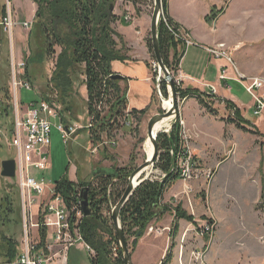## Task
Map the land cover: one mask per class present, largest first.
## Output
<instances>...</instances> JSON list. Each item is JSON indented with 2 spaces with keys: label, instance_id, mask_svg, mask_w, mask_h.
Returning <instances> with one entry per match:
<instances>
[{
  "label": "rangeland",
  "instance_id": "obj_1",
  "mask_svg": "<svg viewBox=\"0 0 264 264\" xmlns=\"http://www.w3.org/2000/svg\"><path fill=\"white\" fill-rule=\"evenodd\" d=\"M106 1H104V4H106L105 11H107V17L111 21L112 29L115 31L113 39L117 43V48L125 47L121 54L127 56L129 51V48L126 47L125 39L118 28V21L122 14V25L133 33L134 37H137V30H140V27H144L142 25L143 22L149 21V23H145V40L147 44V40L151 39L154 0L152 2L151 0H144L138 4L126 0ZM188 1V19L192 22L195 20L199 24V22L204 20L205 14H207L209 26L207 28L216 29L217 37L220 38V41L213 45H200L192 40L187 31L182 29L174 20L171 19L169 21L164 16V6L161 0V16L159 20L163 19L164 24L174 33L175 38L178 40V57L181 56L178 69H180L181 59L185 55L186 50L189 52L191 48H196L199 45L209 55L208 48L228 53L235 66L227 58H219L225 62L224 69L229 77L227 79H221L220 77L219 79L228 81L230 86L226 85L225 87L230 88V101L236 107L240 106L238 108L242 116L250 121V123L246 124L247 128L259 130V132L255 133L254 130L251 132L244 131L239 129L236 123L231 122L230 119L233 118L234 111L220 100L221 97L218 94L223 91L220 89V92H218L213 86L215 88L213 93L216 95L209 98L205 96L211 110L204 107V112L206 117H209V120L212 121L211 129L214 134H218V138L213 140L206 139L204 145L207 146V149L198 154L191 151L199 161L200 170L203 171H199L200 176L194 180L182 181L178 179L180 180L178 183L177 180L172 184L173 186L171 185L170 190L172 189V191L168 192L170 194L169 199L164 202L163 197L160 202V208L166 207L163 209L164 212L161 211L158 217L152 219L143 232L139 231L140 233L138 232L134 237L129 235L127 239L128 247L131 253L133 240L147 233L150 237H146L138 244L139 264H264V118L262 119L264 112L259 116L253 114V96L247 92L245 85L242 83L249 82V78L260 77L264 79V0ZM12 3L16 21L17 17L21 18L23 16L22 18L26 19L24 21L31 22V26L27 30L18 24L10 37L0 24V113L2 114L5 111H9L11 107L8 103L12 98L9 90L10 86H8L10 81V74L8 73L10 71L9 55L12 41L15 43L19 61H27L29 63V78L32 80L33 87L30 90L23 88L19 92L20 99L25 105L38 98L58 100V94L54 90H50L48 86L51 84L49 79L55 70L57 57L63 51L61 46L56 45V53L53 57H48L43 33L44 10L38 5V1L12 0ZM109 3H112L111 8L108 7ZM4 5L5 0H0V23L5 14ZM42 6L45 7V4ZM128 14L131 15L130 21L125 18ZM40 16L42 18L38 19ZM132 21H136L135 24L138 27H134L135 24ZM171 22L178 26V29H175L170 24ZM53 29L55 33L64 36V38L70 37L73 39V28L62 18L54 20ZM196 29L199 30V28ZM187 40L192 42V44L188 46ZM141 44H144V38ZM139 49L141 48L139 47ZM68 52H71V50H68ZM211 57L215 58L214 56ZM154 61L156 60L153 59L151 63L155 91L153 104L148 112L140 117L139 122L138 119L133 118V123L130 125L123 124L116 132L112 130V134L109 129L112 128L114 123L111 122L107 123L106 121L107 125L104 128L99 126L86 127L90 121L88 92L84 82V72H81L82 69L80 67L76 68L81 73H74L72 76L74 85L72 87L71 102H69L71 110L69 113H65L64 116L68 122L77 123L83 128L79 129L67 144H64L61 133L56 127H52L50 144L51 168L44 173L50 186L63 177L69 178L73 182H87L92 176H96L95 170L103 169V166L110 167L105 169L106 171L112 170L111 167L128 168L133 171L145 162L147 159V148L145 146L147 145L146 140H148L146 139L148 121L155 113H162L165 108L163 100L171 98L168 86V96H165L161 90L158 77L164 79V74L158 64L156 65L157 70L153 69ZM220 72L222 74L223 70L221 69ZM215 75L216 72L213 68L207 81L215 84L217 82ZM159 87L161 93H159ZM259 92L264 94V87ZM183 99L178 96L176 113L178 115L174 114L169 126L160 132L169 131L177 119L182 120V125L184 126L182 137L184 138L185 133L187 136L190 135L191 139L187 137L190 148L193 143H203L204 137L200 132L201 124L208 128L211 125L207 124L209 122L207 121L206 123L205 117L202 116L201 122H199L200 125L195 122L192 126V123L190 124L181 115L180 107ZM195 102L190 100L184 107V114L187 117L190 115L189 118L192 117L191 113L196 111L192 112ZM59 103L56 102L57 106L62 108L63 106ZM108 110L107 107L103 111V115ZM159 110L161 112H158ZM192 115L199 118L198 114L196 116L195 114ZM0 119L4 128L3 134L5 135L0 140L1 264V262H6L5 259L8 257V247L3 238H10L16 243L17 252L12 260L14 262L20 250V243L24 239V229L23 201L17 186V180L1 175L2 161L8 158H16L17 155L16 148L11 145L12 135L9 131L10 123L13 119L11 109L7 117L3 115ZM7 137L10 138L9 143L7 142ZM111 140H116L118 145L102 144L104 141ZM97 145H100V147L96 152H93L92 149ZM155 165L154 163L153 167L150 166L151 169L147 170L141 177L148 174L150 179L159 180L162 172ZM206 172H210L211 175L207 177L205 175ZM6 197L11 204L4 200ZM118 201L117 199H112L109 206L105 209V214L112 215ZM39 203L40 199L34 202V204ZM177 207L191 214L194 219L198 220V223L195 220L190 222L184 218H177ZM32 210L35 212L36 206L33 205ZM181 220L195 224L193 235H186L188 230L183 228L185 222L183 223ZM198 228L209 230L200 236L201 242L196 239ZM182 233L184 237L186 235L185 245L183 243L184 238L181 242L178 240L179 235H182ZM168 237L170 249L162 260H159L165 247L164 240L167 241L166 238ZM135 242L137 243V240L134 241V244ZM80 245L78 244L79 250L71 253L69 264H92L91 255ZM119 247L121 248L120 243ZM55 248L56 250L61 249L59 247ZM63 253L64 250H61L58 251L60 256L56 255L60 261H62Z\"/></svg>",
  "mask_w": 264,
  "mask_h": 264
},
{
  "label": "trees",
  "instance_id": "obj_2",
  "mask_svg": "<svg viewBox=\"0 0 264 264\" xmlns=\"http://www.w3.org/2000/svg\"><path fill=\"white\" fill-rule=\"evenodd\" d=\"M34 1H38V5L44 10L43 33L48 57H53L56 53V45L63 48L55 62V70L49 79L51 84L48 86L50 90H54L59 95L56 94L58 100L46 99L57 103L60 102L59 104L63 106L62 114L69 113L71 110L69 102H71L72 87L74 85L72 76L74 73L84 72V82L88 92L89 117L93 125L104 128L108 122H111L114 125L112 124L113 126L109 129V132L111 134L112 130L116 132L128 119L126 112L127 100L126 89L121 87L120 80L112 78L115 73L112 71L111 63L114 60H126L128 57L121 54L125 47L117 48V43L113 39L115 31L112 29L111 21L107 17V11H105L106 4H104V1L106 0ZM126 1L138 4L144 0ZM162 3L164 6L163 14L171 21L167 12L168 0H162ZM43 4H45V7L42 6ZM111 4L109 3L108 7L111 8ZM40 18L42 17H38V19ZM57 18H62L73 28V39L70 37L64 38V36L55 33L53 24ZM170 24L175 29H178V26H175L172 22ZM158 42L165 66L175 74L181 57H178V40L175 38L174 33L164 24L163 19L159 20ZM147 45L155 60L152 39L147 40ZM68 50H71V52H68ZM78 67L82 69L81 72L76 70ZM27 75L28 77L30 76L28 70ZM160 84L162 92L165 96H168L167 82L164 79H160ZM176 90L177 96L182 99L187 96H197L200 104L211 110L204 96L214 97V94L202 93L197 89H181L178 86H176ZM220 100L233 109L234 116L230 121L236 123L239 129L248 132L252 130L255 133L259 132V130L247 128L246 124L250 123V121L242 116L241 111L234 103L227 99L220 98ZM107 107L109 110L103 115V111ZM145 112L146 110L133 109L129 114L133 118L138 119L139 122L140 117ZM106 121L107 123H105ZM182 141V126L179 119L172 124L169 132H159L157 142L160 154H158L155 167H158L166 175L163 178H159V180L148 178L143 181L135 188L121 209L120 221L126 240L129 235L134 237L139 231L143 232L147 224L158 217L159 213L166 208H160V202L165 191L175 181L180 179L177 174L171 172V168L176 161L177 154L181 153ZM171 149L175 151L174 156L170 155ZM131 171L128 168L116 167L108 171L98 169L95 170L96 176H94V180H96L94 182H73L66 177L55 182L56 192L64 198L68 207L74 210H83L79 200H81L84 190L87 188L89 190L90 214L85 215L83 213L84 216L80 220L79 228L85 242L91 245L96 252L95 256H91L92 264H124L122 249L119 247L117 252L114 253V245L119 246V240L112 223V215L105 214V209L109 206L112 199L120 200L127 187L126 184H128ZM4 200L11 204L7 197ZM176 212L177 218H184L194 222V217L182 208L177 207ZM39 234L41 245H44L47 236L46 229L40 228ZM3 239H5L8 247L6 262H12L17 252L16 243L5 237ZM134 241L133 246L135 245Z\"/></svg>",
  "mask_w": 264,
  "mask_h": 264
},
{
  "label": "built area",
  "instance_id": "obj_3",
  "mask_svg": "<svg viewBox=\"0 0 264 264\" xmlns=\"http://www.w3.org/2000/svg\"><path fill=\"white\" fill-rule=\"evenodd\" d=\"M4 6L5 14L0 24L4 28L3 30L11 37L18 22L15 18L12 0H5ZM19 24L27 30L31 26L29 21H23ZM191 44L192 42L187 40V45ZM208 51L215 58H227L235 66L228 53L212 48H208ZM10 55V82L8 86H10L9 90L12 98L8 103L13 112V119L10 123L9 131L12 135L11 145L17 150L16 158H14L16 162L14 178L17 180V186L23 201L24 229V239L20 250L14 262L12 261L10 264H50L57 257L58 251L64 250V252H67L78 244H81L93 257L96 252L91 245L85 242L79 228L80 220L84 216L83 210L69 208L64 198L56 192L55 184L50 186L44 176V173L51 168L50 144L52 127H56L61 133L64 144H67L71 137L83 127L77 123L68 122L64 114H62V108H59L53 100L38 98L25 105L20 99L19 92L23 88L30 90L33 87L27 75V61L17 60L12 48ZM153 63L152 67L156 71L157 63L156 61ZM222 70L221 79L229 78L227 71L225 69ZM173 75L175 85L182 89L181 75L177 71ZM158 78L160 80V77ZM242 83L245 85L247 92L253 96V114L255 116L261 115L264 112V94L259 91L264 87V79L260 77L249 78V82ZM213 92H215V88L212 86L211 94H214ZM159 93H161L160 87ZM9 111H5L3 114L0 113V117L3 115L7 117ZM127 117L125 124L130 125L133 123L132 119L129 116ZM180 125L183 129L182 120H180ZM86 127H94L91 119ZM3 133L4 128L0 121V140L5 136ZM183 133L184 131L182 130ZM185 136L184 138L182 137L183 141L181 143V146H184V153L177 154L173 167H180V179L182 181H191L198 178L200 176L199 171L203 170H200L199 161L191 152ZM7 142H10L8 138ZM102 144L116 146L117 141H104ZM99 147L100 145L95 146L92 151L96 152ZM174 152V149H171L170 155L174 156ZM161 172L160 178H163L166 174L163 171ZM40 174L42 175L39 176ZM205 175L209 177L211 173L206 172ZM95 180L94 176H92L89 181L94 182ZM38 199H40V203L34 204ZM81 200H79L80 204L82 203ZM33 205L36 206L35 212L32 210ZM40 228L46 229L47 236L44 245H41ZM207 231L209 230L198 228L196 234L201 236ZM55 247L61 249L55 251ZM113 249L114 253H116L118 246L114 245Z\"/></svg>",
  "mask_w": 264,
  "mask_h": 264
},
{
  "label": "crops",
  "instance_id": "obj_4",
  "mask_svg": "<svg viewBox=\"0 0 264 264\" xmlns=\"http://www.w3.org/2000/svg\"><path fill=\"white\" fill-rule=\"evenodd\" d=\"M23 1V0H21ZM34 4V3H33ZM15 5V1H14ZM189 1L188 0H168L167 3V12L169 14V17L174 20L182 29L187 31L190 34V37H192V40L198 42L200 45H213L216 44L220 41V38L217 37V32L216 29L214 28H207L208 22H207V14L204 16V20L199 22H192L191 20L188 19L187 12L189 10ZM15 8L17 10V6L15 5ZM123 15V14H122ZM122 15H120V20L118 21V28L120 34L123 36L125 39L126 47L129 48V51L127 53V59L126 60H114L111 63L112 71L116 74H120L123 76V80H120V85L121 87L126 89V100H127V109L126 112L129 116V118L133 119V116L129 114L131 110L136 109V110H146V112L143 114L145 115L150 106L153 104V99H154V81L152 79V70L150 64L152 63L153 56L152 53L150 52L146 40H145V23L143 22L144 27H140V30H137L136 35L137 37H134V34L131 33L128 29H126L122 25ZM129 16V18H128ZM17 17V16H16ZM23 17V16H22ZM19 18L17 17L19 22H23L24 18ZM127 21H130L131 15H127L126 17ZM133 24L136 23V21H132ZM138 22V21H137ZM139 23V22H138ZM17 27V26H16ZM136 26V24L134 25ZM196 28H199L197 30ZM144 38V44H141L142 39ZM196 46V48H191L188 52L186 50L185 55L181 59V64H180V69H178V74L181 75V80H182V87L184 89H197L202 93H212V86L216 88V91L220 92L223 91L221 94H218L222 99H227L230 100V88L225 87L226 85H229L228 81L220 80L219 78L221 77V69H224L225 62L221 59H216L212 58L204 48ZM139 47L141 49H139ZM198 47V48H197ZM11 48L13 51V54L15 55L16 59H18V54L16 52L15 48V43L12 41L11 43ZM189 49V48H188ZM199 49V50H198ZM196 50V51H195ZM192 51V52H190ZM11 53V52H10ZM9 55V60H10ZM213 68L215 69L216 72V83L211 84L210 81H207L210 73L213 71ZM27 70L29 72V63H27ZM10 74V71L9 73ZM30 74V72H29ZM29 78V77H28ZM30 79V78H29ZM32 81V80H31ZM10 82V81H9ZM230 86V85H229ZM225 89V90H223ZM217 93V92H216ZM216 95V94H215ZM228 96V97H227ZM208 97V96H207ZM205 98V96H204ZM209 98V97H208ZM194 100L196 101L193 104V113H191V118L190 115L187 117L184 114V107L187 105L188 101ZM234 102V101H233ZM240 108V106H238ZM181 115L186 118L190 124L192 123V126L194 125L195 122H197L199 125L201 122V117H205V122L207 121L209 123L207 124H212V121L209 120V117H206L205 115V108L202 106L199 102V99L197 96H187L184 97L183 102L180 107ZM160 112V110L158 111ZM155 113L154 115H156ZM192 114H195V116L198 114L199 118L194 117ZM152 115V116H154ZM212 117L211 115H209ZM213 118V117H212ZM264 116H262V119ZM150 120V119H149ZM203 121V120H202ZM204 126V125H203ZM201 124V135H203V143H198L195 144L193 143L191 145V151L196 152L197 154L203 151L204 149H207V146L204 145L206 139L213 140L214 138H218L217 133H213L211 127L210 128L204 126L203 127ZM209 126V125H207ZM186 137H189L191 139L190 135ZM118 145V142H117ZM110 167L108 166H103V169H108ZM113 168V167H111ZM180 180L177 181V183ZM173 186V185H172ZM183 186V184H182ZM181 187V186H180ZM172 191L170 188H168L165 193H164V202L167 201L169 198L168 192ZM171 197V196H170ZM166 199V200H165ZM197 223L198 220L195 218L194 219ZM183 223L185 222L183 228H187V233L186 235H193L194 234V229H195V224L193 223H188L187 221L181 220ZM186 226V227H185ZM182 231V230H181ZM184 234L179 235L178 240H181L184 238V245L185 243V238ZM4 236V235H3ZM146 237H150L149 234L145 233L142 237H139L137 240V243L135 242V245L133 246L131 250V259H132V264H139L140 258L138 251L139 247L138 244L139 242H142ZM181 237V238H180ZM8 240L10 238H7ZM164 240L165 247L164 250L162 251V254L159 258V260H162L163 256H165L170 249V243H169V237ZM196 239L201 242V237L197 236ZM134 241V240H133ZM21 244V243H20ZM137 244V245H136ZM183 245V246H184ZM81 246V245H80ZM21 247V245H20ZM79 250L78 245L75 247L70 248L67 252H64L62 255V262L58 259V257H55L54 260L50 264H69V257L71 256L72 252H75ZM57 251V250H55ZM57 256H60L59 254ZM7 261V258L5 259ZM11 262H1V264H10Z\"/></svg>",
  "mask_w": 264,
  "mask_h": 264
},
{
  "label": "water",
  "instance_id": "obj_5",
  "mask_svg": "<svg viewBox=\"0 0 264 264\" xmlns=\"http://www.w3.org/2000/svg\"><path fill=\"white\" fill-rule=\"evenodd\" d=\"M155 6L153 10V15L151 19V39H152V45H153V50H154V55H155V60L157 61V64L161 68L163 74H164V79L167 82V86L169 89V94L171 96V101H172V108L169 110L165 109L162 113H158L150 118L147 124V134H146V139H148L153 147L152 154L147 155V159L145 162L138 167H136L131 174L129 175L128 178V185L116 204V206L113 209L112 212V219H113V225L116 230V234L120 243V246L123 251V256H124V264H132V259H131V253L128 247V243L126 240V236L124 234V231L121 226L120 222V217L119 213L124 206V204L127 202L129 197L132 195L133 191L137 186H139L143 181L147 180L149 178L148 174L145 175L144 177H141L150 166L153 167L156 158L158 157L159 154V148H158V142H157V137L158 134H156L155 128L156 125L162 121L164 118L168 117L171 114H176L177 113V102H178V96H177V90H176V85H175V80H174V75L169 71V69L165 66L162 57H161V52H160V47H159V42H158V22L159 18L161 16V0H154ZM112 78L115 80H123V76L120 74H114L112 75ZM161 79V78H160ZM160 81V80H159ZM165 132V131H162ZM2 170H1V175L3 177H8V178H14L15 173H16V162L14 158H8L6 160L2 161ZM142 174V175H141ZM139 177V180L137 181L136 184H134V179H137ZM88 188L84 190L81 199H82V208L84 210L85 215L90 214V209H89V200H88ZM140 233V232H139ZM139 235V234H138Z\"/></svg>",
  "mask_w": 264,
  "mask_h": 264
},
{
  "label": "bare ground",
  "instance_id": "obj_6",
  "mask_svg": "<svg viewBox=\"0 0 264 264\" xmlns=\"http://www.w3.org/2000/svg\"><path fill=\"white\" fill-rule=\"evenodd\" d=\"M239 82H241V81H239ZM172 101H171V99H164L163 100V106L165 107V109H167V110H169L170 108H172ZM173 115L174 114H171V115H169L168 117H166V118H164L162 121H160L157 125H156V128H155V131L154 132H156V134H158L162 129H165V128H167L168 126H169V123H170V120L173 118ZM183 123V122H182ZM78 132V131H77ZM8 138V137H7ZM8 139H10V138H8ZM146 152H147V155H148V153H149V155L151 156V154H152V150H153V147H152V144H151V142L149 141V140H146ZM181 153H184V146H181ZM149 169H151V167L150 168H148L147 170H149ZM146 170V171H147ZM146 171H144L145 173H146ZM171 172H173L174 174H177L178 176H179V178H180V167H173L172 168V171ZM144 173V174H145ZM142 175V174H141ZM141 175H137L138 177H137V179H134V184H136L137 183V181L139 180V177L141 176ZM149 176V175H148ZM123 208V207H122Z\"/></svg>",
  "mask_w": 264,
  "mask_h": 264
}]
</instances>
